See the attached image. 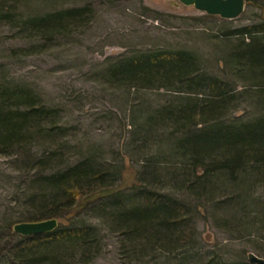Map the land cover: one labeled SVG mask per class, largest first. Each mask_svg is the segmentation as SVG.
<instances>
[{"label":"rangeland","instance_id":"obj_1","mask_svg":"<svg viewBox=\"0 0 264 264\" xmlns=\"http://www.w3.org/2000/svg\"><path fill=\"white\" fill-rule=\"evenodd\" d=\"M254 1L245 2L236 18L223 19L177 0H0V12H12L0 16V85L32 89L56 109L61 126L49 133L48 125L41 127L23 151L0 153V264H15L13 249L21 235L12 226L32 212L28 197L39 186L37 177L82 158L108 167V182L128 202L135 200L134 188L145 185L186 203L192 234L162 248L153 242L134 247L118 230L109 199L97 200L77 216L57 217L58 225L91 226L93 238L87 256L67 252L61 264H256L250 255L264 260V180L222 178L213 192L202 194L188 188L182 183L188 172L175 163L180 158L172 127L145 124L147 113L182 93L129 88L108 74L112 63L127 56L187 50L202 72L233 92L226 121L264 116L259 97L264 87L232 62L241 39L223 34L263 20L264 0ZM83 4L92 7L90 23L49 40L21 24L25 17ZM49 152L51 167L34 166ZM35 252L48 254V247Z\"/></svg>","mask_w":264,"mask_h":264},{"label":"trees","instance_id":"obj_2","mask_svg":"<svg viewBox=\"0 0 264 264\" xmlns=\"http://www.w3.org/2000/svg\"><path fill=\"white\" fill-rule=\"evenodd\" d=\"M91 12L90 4L67 6L25 17L21 24L49 40L88 25ZM11 13L2 11L0 16L7 18ZM223 34L240 37L239 46L230 54L232 62L250 72L264 87V19ZM108 74L114 83L129 88H165L182 93L147 113L145 124L151 129L158 125L172 127L171 134L176 136L172 146L180 158L175 163L188 172L184 177L179 175L188 188L202 194L213 192L222 178L236 182H246L248 178L264 180V116L245 122L226 121L224 116L234 98L233 92L223 80L202 72L192 53L179 49L131 55L112 63ZM259 97L264 100V89ZM56 115V109L45 105L32 89L0 85V153L11 149L23 151L32 145L41 127L48 125V133L60 129ZM53 154L38 158L34 166L51 167ZM108 174V167L90 158L42 173L37 177V190L28 197L32 212L14 222L65 218L66 214L77 216L97 200L109 199L107 205L118 230L134 247L153 242V246L158 244L162 248L191 238V213L186 203L145 185L134 188L135 200L130 203L108 182ZM92 239L91 226L59 224L51 232L21 236L13 249V262L61 264L67 252L87 256L85 247ZM54 246L56 249L52 250ZM40 247H48V254L36 255Z\"/></svg>","mask_w":264,"mask_h":264},{"label":"water","instance_id":"obj_3","mask_svg":"<svg viewBox=\"0 0 264 264\" xmlns=\"http://www.w3.org/2000/svg\"><path fill=\"white\" fill-rule=\"evenodd\" d=\"M185 6H192L196 10L207 14L216 15L223 19H233L239 16L244 10L245 0H177ZM264 19V10H263ZM58 226L55 217L37 221H23L12 226L13 232L21 236L41 235L53 231ZM250 262L264 264V260L250 255Z\"/></svg>","mask_w":264,"mask_h":264}]
</instances>
